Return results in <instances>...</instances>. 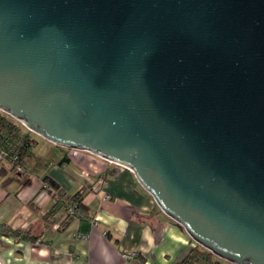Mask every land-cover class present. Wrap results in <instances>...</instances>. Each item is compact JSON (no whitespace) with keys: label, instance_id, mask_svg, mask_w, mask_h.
Segmentation results:
<instances>
[{"label":"water","instance_id":"95a60500","mask_svg":"<svg viewBox=\"0 0 264 264\" xmlns=\"http://www.w3.org/2000/svg\"><path fill=\"white\" fill-rule=\"evenodd\" d=\"M0 110L264 264V0H0Z\"/></svg>","mask_w":264,"mask_h":264},{"label":"crops","instance_id":"0c3cea01","mask_svg":"<svg viewBox=\"0 0 264 264\" xmlns=\"http://www.w3.org/2000/svg\"><path fill=\"white\" fill-rule=\"evenodd\" d=\"M52 145L47 151L59 154L46 158L37 182L25 185L36 174L38 158L25 163L28 175L17 186L1 180L2 264H189L184 260L200 244L160 208L131 168L86 150ZM46 176L62 194L84 190L81 217H68L60 196L37 203ZM192 264L211 262L202 257Z\"/></svg>","mask_w":264,"mask_h":264},{"label":"trees","instance_id":"16d2710c","mask_svg":"<svg viewBox=\"0 0 264 264\" xmlns=\"http://www.w3.org/2000/svg\"><path fill=\"white\" fill-rule=\"evenodd\" d=\"M24 128L26 129V131H30V129H28L18 119L14 118L11 114L0 110V153H7L8 158L6 159L11 164L12 170L16 172V161L26 166V159L28 156H31L32 149L36 145V140L30 135V133L28 131L27 133L23 132ZM14 157H17L16 160H14ZM1 160H5V157ZM26 168L27 172L20 174H28V167L26 166ZM31 179V177L28 178V181L25 185L30 183ZM44 181L48 185L47 188L49 189V192L51 193L53 198L60 196L65 200L75 202L80 209H85V205L83 203L84 190H80L73 195H65L61 193V190H59V186L54 184L49 177H44ZM44 190L45 187L43 186L40 193L44 192ZM14 233H17L21 237L23 236L22 231L19 229L14 230ZM27 236L28 234H25L24 238H26ZM202 257L208 259L211 264H232L229 261L215 255L213 252L201 245L197 246L193 250L192 254L184 260V262L192 264V262Z\"/></svg>","mask_w":264,"mask_h":264},{"label":"rangeland","instance_id":"374dc122","mask_svg":"<svg viewBox=\"0 0 264 264\" xmlns=\"http://www.w3.org/2000/svg\"><path fill=\"white\" fill-rule=\"evenodd\" d=\"M30 135L36 140V145L33 147V155L28 156L27 157V161L30 162V160L34 158H38L39 159V166L35 169L36 170V174H33L31 176V182H37V180L39 179V173L40 171H44L46 168V158L47 161L49 159H54L55 157H57V155L59 154V151H47V148L51 145L53 146L50 141H47V139H45L43 136L37 134L36 132L32 131V130H27ZM26 129H23L24 133H27ZM50 142V143H49ZM49 150V149H48ZM47 154V157H46ZM28 174H20L18 172H15L11 169V164L7 163V162H1L0 163V183L2 182L1 180L4 179L5 182L9 181V185L11 187H15L17 186L19 180L23 181L25 178L27 177ZM41 179V178H40ZM23 183V182H22Z\"/></svg>","mask_w":264,"mask_h":264},{"label":"built area","instance_id":"2783aa9c","mask_svg":"<svg viewBox=\"0 0 264 264\" xmlns=\"http://www.w3.org/2000/svg\"><path fill=\"white\" fill-rule=\"evenodd\" d=\"M8 158L7 153L3 152L0 153V159L2 158ZM17 157H14V160H16ZM16 170L19 173H25L27 172V168L25 165L19 163L18 161H16ZM43 186L45 187L44 192H42V196L40 198H38L37 203L39 202V204H43V202L47 199V198H52L51 193L49 192V189L47 188V184L46 182H44ZM111 196L109 194H106V198H110ZM40 199V200H39ZM62 206L64 207V209L66 210L67 214L70 217H81L83 215L82 210L78 207V205L75 202H70L68 200L62 199L60 200ZM97 221V220H96ZM95 220H93V223L95 224L96 222ZM83 238H88L87 234H83L82 235Z\"/></svg>","mask_w":264,"mask_h":264}]
</instances>
